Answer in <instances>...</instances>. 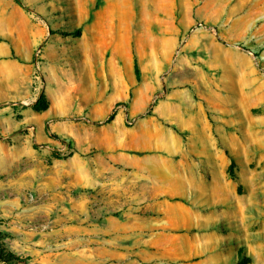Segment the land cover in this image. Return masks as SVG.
<instances>
[{
  "label": "crops",
  "instance_id": "crops-1",
  "mask_svg": "<svg viewBox=\"0 0 264 264\" xmlns=\"http://www.w3.org/2000/svg\"><path fill=\"white\" fill-rule=\"evenodd\" d=\"M91 1L93 7L87 22L81 26L82 40L74 45L76 54L71 59H64L71 47L67 43L68 35L48 28L33 33L22 61L12 57L10 46L0 45V104L19 105L30 98L31 104L36 102L30 62L34 48L42 46L45 57L42 92L47 107L37 111L28 106L21 112V123L26 124L35 142L57 145L61 138L71 136L79 151L104 147L107 153L99 157L102 167L96 160L97 166L89 167L90 160L73 155L79 163L78 173L86 182L94 177L113 180L117 176L179 179L187 189L199 187L206 196L204 212L194 214L188 205L178 204L185 209L184 213L154 218L147 231L140 213L123 219L108 217L103 226L95 229L96 236L105 243L103 249H96L97 263L103 258L105 264H143L138 244L151 243L168 253L169 261L163 264H229L225 249L198 252L203 245L218 242L223 234L209 229L191 231V228L196 221L198 225H208L216 217L221 218L230 210L223 206L227 203L235 211L243 212V228L250 231V224L245 223L250 200L238 193V184L230 176L232 158L229 156L249 143V135L242 136L236 124L242 96L246 98L250 94L223 92L221 81L215 75L221 55L233 63L230 52L218 41L213 40L211 45L204 43L208 34L197 28L184 44V53L176 58L169 88L159 100L155 114L140 117L129 126L125 122L126 113L138 116L144 107L142 101L159 88L161 71L172 66L180 38L192 20L187 14L178 16L176 0H146L153 8L149 10L143 5L135 21L133 17L129 20V11L125 8L128 0H115L113 7L112 0ZM130 29L139 36L136 47H129ZM114 33H119L120 41L113 39ZM145 60H149L147 66L156 75L148 82L140 78L141 74L138 77L135 70L136 64L141 66ZM133 94L134 101L128 103ZM119 105L126 110L122 107L114 112L102 128L107 132L104 137L97 133L100 129L94 123L72 120L86 115L101 123ZM174 127L185 133V139ZM175 155L180 156L176 159ZM240 176L247 180L248 171L241 172ZM199 178L201 183L195 184L194 180ZM153 186V191L162 193ZM136 206L138 211L152 207L141 201ZM129 242L134 244L131 248ZM194 249H197L196 255Z\"/></svg>",
  "mask_w": 264,
  "mask_h": 264
},
{
  "label": "rangeland",
  "instance_id": "rangeland-1",
  "mask_svg": "<svg viewBox=\"0 0 264 264\" xmlns=\"http://www.w3.org/2000/svg\"><path fill=\"white\" fill-rule=\"evenodd\" d=\"M128 1V8H125L129 11V20L131 17L136 20L143 5H147L149 10L153 8V4L146 0L148 3L144 0ZM22 2L23 6L15 0H0V45L10 46L12 57L21 61L34 32L48 28L55 33H71L87 22L94 4L91 0ZM114 5L116 1L112 0L111 7ZM176 12L179 17L190 16L192 23L180 38L172 66L162 69L159 88L150 98L142 101L144 107L138 116L126 113L125 122L131 126L140 117L155 114L159 100L169 88L176 58L184 53V44L197 28L204 29L208 34L204 43L211 45L215 40L224 45L233 63L226 61L224 55L219 57L215 75L221 81L222 91L250 94L246 98L241 95L240 118L236 124L242 136L249 135V143L241 146L235 155L229 154L232 158L230 176L238 184V193L250 200H246L250 203L247 204L248 215L245 214L249 216L245 218V223L250 224V231L248 233L243 228V212L235 211L227 203L223 206L230 210L225 211V215L216 217L208 225H198L196 221L191 231L209 229L223 234L218 242L200 247V253L220 248L226 250L229 264H264V0H176ZM66 35L71 47L64 59H71L76 54L74 45L82 37ZM138 38L135 30L130 29L129 47H136ZM113 39L120 41L119 33H114ZM39 47L42 48H34L30 62L32 81L34 54ZM148 62L145 60L139 66L140 78L145 82L156 78L154 69L147 66ZM206 71L212 73L208 68ZM44 83L43 76L37 100L43 94ZM135 97V94L131 95L128 103H132ZM36 102L29 105L0 104V229L7 233L8 248L21 256L30 257L31 264H105L103 258L101 262H96V249H103L101 247L105 243L103 238L96 236L95 229L103 226L108 217L123 219L140 213L147 231L154 218L164 219L184 213L185 209L179 208L178 204L188 205L194 214L207 207V198L200 188L190 185L187 189L179 179L117 176L113 180L94 177L86 182L78 173L79 163L74 161L73 155L79 154L90 160L87 163L89 167L97 166L94 160L102 167L99 157L105 156L107 150L93 147L86 152L79 151L71 136L61 138L57 145L35 142L26 124L21 123V112L28 106L35 109ZM122 107L117 106L101 123H95L86 115L72 120L94 123L100 129L97 133L104 137L107 132L102 129L103 126ZM123 109L126 110L125 107ZM165 126L170 127L169 124ZM174 128L185 139V133ZM70 142L73 148H69ZM244 171H248L247 180L240 176ZM194 182L199 185L201 179ZM153 185L162 193L153 191ZM138 201L152 207L138 211ZM160 205L164 210L160 211ZM128 245L131 248L134 244L129 242ZM138 246L139 259L143 264L169 261L168 253L158 244ZM193 251L195 255L198 253L197 249Z\"/></svg>",
  "mask_w": 264,
  "mask_h": 264
},
{
  "label": "trees",
  "instance_id": "trees-1",
  "mask_svg": "<svg viewBox=\"0 0 264 264\" xmlns=\"http://www.w3.org/2000/svg\"><path fill=\"white\" fill-rule=\"evenodd\" d=\"M19 5L23 6L22 0H15ZM82 33V28L78 27L71 33H65L64 34H73L76 36H80ZM136 74L138 77H140V68L139 65L136 64L135 66ZM35 109H44L47 107L45 96L43 94L39 97L37 102L34 105ZM69 148H73V145L71 142L68 144ZM7 233L0 229V262L4 264H31L30 263V257H24L16 252L10 250L7 246Z\"/></svg>",
  "mask_w": 264,
  "mask_h": 264
},
{
  "label": "built area",
  "instance_id": "built-area-1",
  "mask_svg": "<svg viewBox=\"0 0 264 264\" xmlns=\"http://www.w3.org/2000/svg\"><path fill=\"white\" fill-rule=\"evenodd\" d=\"M43 50L41 47L37 48L34 54V73H33V91L36 93L34 94L35 98L39 96V93L41 92L42 86H43ZM32 103V100H23L22 104L29 105Z\"/></svg>",
  "mask_w": 264,
  "mask_h": 264
}]
</instances>
